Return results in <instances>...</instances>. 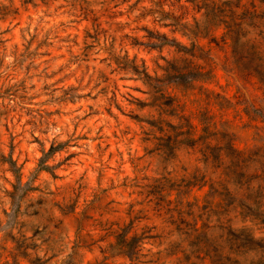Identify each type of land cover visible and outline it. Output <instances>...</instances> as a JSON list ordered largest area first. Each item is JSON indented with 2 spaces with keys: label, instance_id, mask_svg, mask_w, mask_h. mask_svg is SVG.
Returning <instances> with one entry per match:
<instances>
[{
  "label": "clouds",
  "instance_id": "9594fccd",
  "mask_svg": "<svg viewBox=\"0 0 264 264\" xmlns=\"http://www.w3.org/2000/svg\"><path fill=\"white\" fill-rule=\"evenodd\" d=\"M0 264H264V0H0Z\"/></svg>",
  "mask_w": 264,
  "mask_h": 264
}]
</instances>
